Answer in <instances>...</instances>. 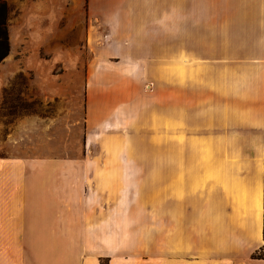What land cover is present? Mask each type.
Segmentation results:
<instances>
[{
    "label": "crops",
    "instance_id": "obj_1",
    "mask_svg": "<svg viewBox=\"0 0 264 264\" xmlns=\"http://www.w3.org/2000/svg\"><path fill=\"white\" fill-rule=\"evenodd\" d=\"M23 1L110 39L82 155L39 150L44 119L0 141V264H264V0ZM177 20H232V58L178 64ZM128 139L157 151L111 154Z\"/></svg>",
    "mask_w": 264,
    "mask_h": 264
},
{
    "label": "rangeland",
    "instance_id": "obj_2",
    "mask_svg": "<svg viewBox=\"0 0 264 264\" xmlns=\"http://www.w3.org/2000/svg\"><path fill=\"white\" fill-rule=\"evenodd\" d=\"M38 7L23 0H0V21L5 19L0 26V50H7L0 60V141L14 126L22 133L25 120L44 119L48 140L38 137V149L45 147L50 156L82 155L92 40L96 37L97 43L104 44L110 37L103 33L101 22L86 18L83 4L64 5L65 12L57 14L34 12ZM94 26L104 35L92 36ZM232 27V20H177L178 64L185 59L210 63L231 59ZM128 140L123 145L115 140L111 154L123 150L127 155H152L157 151L137 149ZM64 246L67 253L76 245Z\"/></svg>",
    "mask_w": 264,
    "mask_h": 264
},
{
    "label": "trees",
    "instance_id": "obj_3",
    "mask_svg": "<svg viewBox=\"0 0 264 264\" xmlns=\"http://www.w3.org/2000/svg\"><path fill=\"white\" fill-rule=\"evenodd\" d=\"M1 4L4 6L5 5V2L3 1ZM1 24H5V19H3L2 21H0V26H1ZM6 39H7V36L5 34V36L3 37V43H4L3 46L6 45ZM4 48L2 50H0V60L5 56V54L7 52L6 47H4Z\"/></svg>",
    "mask_w": 264,
    "mask_h": 264
}]
</instances>
